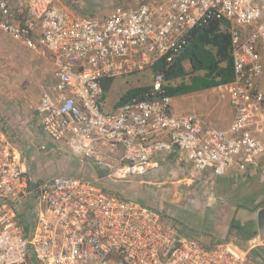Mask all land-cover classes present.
I'll use <instances>...</instances> for the list:
<instances>
[{
  "label": "built area",
  "instance_id": "obj_1",
  "mask_svg": "<svg viewBox=\"0 0 264 264\" xmlns=\"http://www.w3.org/2000/svg\"><path fill=\"white\" fill-rule=\"evenodd\" d=\"M212 20L231 26L235 80L218 87L235 111L229 128L174 113L162 76L151 90L103 111L104 80L173 62L191 32ZM0 30L53 60L55 92L43 94L36 110L44 134L104 172L102 179L35 181L0 119V264H249L256 245L207 249L98 182L129 183L148 173L154 155L174 150L186 154L196 174L261 166L264 0H148L116 7L103 20L55 0H0ZM23 203L36 216L26 225Z\"/></svg>",
  "mask_w": 264,
  "mask_h": 264
},
{
  "label": "crops",
  "instance_id": "obj_2",
  "mask_svg": "<svg viewBox=\"0 0 264 264\" xmlns=\"http://www.w3.org/2000/svg\"><path fill=\"white\" fill-rule=\"evenodd\" d=\"M80 1L85 0H67V2L55 0V4L58 7L69 10L79 16H89L103 20L110 14L105 15L98 9L96 11H89ZM147 1L148 0H144L141 3H145ZM136 6L137 3L134 4V7ZM186 63H188L191 68L190 62ZM22 64L24 66H26V64L35 66L32 71L34 72V77L38 78V81H35V85L33 83L34 87H32V89L34 91L35 88H39V92L35 95H28L27 88L25 92L23 90L26 84L22 82V78H19L24 75L23 70H25V68ZM53 70L54 63L51 56L42 55L38 51L25 47L21 42L13 39L10 35L0 30V74L6 75L7 77L5 78H13V72H18L19 76L18 77L16 75L17 78L15 80L18 88L17 92L14 89L12 92L11 90H9L10 92L8 90H4L3 92L0 91V106L3 102L6 103L12 101L14 95L19 94L20 99H18L19 102L16 103L21 105L23 104V101L28 103L30 100H27V97L36 96V100L33 105L35 108L38 107L42 95L50 93L47 91L50 88H43L42 85L50 83L49 86H51L55 81ZM5 78L0 76V80H5ZM7 81L9 80H6L5 82L7 83ZM20 83L22 84L20 85ZM175 98L177 99L175 100ZM14 102L15 101L12 103L14 104ZM3 108L6 107L4 106ZM171 109L177 114L197 115L206 123H209L218 129L229 128L235 116V111L231 106L228 96L220 91L218 87L174 97L172 98ZM0 110L2 111V109ZM114 110L115 109L113 108V111ZM4 111H6V109ZM38 126L41 129L40 124H38ZM12 127V134H16L17 138H19L18 134H20L21 138L26 137L25 130L22 129L23 126L18 125L17 127ZM28 131L29 130L27 129V132ZM41 134L42 138L43 136H46L42 129ZM261 135L264 137V131L261 132ZM51 143H53V145H48L46 152L42 151V154L46 155L44 158V165L45 167H48L47 169H45V167L42 169L40 163L37 164L34 162V158L28 159L31 161L32 165L36 166V168L41 167L40 169L42 170L40 171H42L44 178H53L60 175L82 179H102L104 177L103 170H101L93 162L85 161L79 156H73L64 144H57L53 141ZM16 151L18 152V149ZM52 153H54L59 159L53 160L51 157ZM50 158L52 160H50ZM212 176L213 175L209 172L206 174H196L192 170L186 154L178 150H174L154 155L152 161H150V169L144 176L132 178L129 183H113L110 180L103 179L98 182V186L100 189L106 190L105 192L110 195H113L112 191L118 192L119 198L133 202H135L134 200H138L137 203L139 205L153 210L154 206L151 204V198L154 195V187L158 188L171 184L178 186L180 183H189V186L193 184L196 185L198 183L200 184L199 186L202 187L212 179V182L210 181V183L213 196L210 200L213 202L210 203L214 204H210L209 208L208 206H204V210H206L204 212L203 221H205L204 224H202V229L208 230L210 231V234H212V237L214 238L212 241H215V244L227 243L226 239L222 238L219 226H222L223 224H227L229 226L226 232V236H228L230 226L234 219L242 220V225L244 227H247L248 221H251L250 226L253 231H256L254 222H256L257 213L255 208L260 203L264 204V161L261 162V166L259 168H248V170L243 174L238 173L233 169L227 171L224 176H219L217 178H212ZM127 184L130 185L128 188L126 187ZM132 185H134V188L136 189H138L136 186L140 187V191H142V198L134 192ZM143 186L144 188H142ZM251 188H253V190H251ZM246 193H251V195H253L246 196ZM149 194L151 197L148 196ZM230 194H235L233 199L234 203H230L231 201L229 202V198L233 197ZM147 199L149 201H147ZM199 199H203V201L200 200L201 202L206 200L205 196H200ZM247 214L250 215V218H244ZM253 240L255 241L253 244L256 245L257 248L263 246V242L258 241L256 238L252 239L249 244H251ZM233 241L234 240H231L229 243H233Z\"/></svg>",
  "mask_w": 264,
  "mask_h": 264
},
{
  "label": "rangeland",
  "instance_id": "obj_3",
  "mask_svg": "<svg viewBox=\"0 0 264 264\" xmlns=\"http://www.w3.org/2000/svg\"><path fill=\"white\" fill-rule=\"evenodd\" d=\"M62 1L67 2V0H62ZM143 1L144 0L142 1L141 0H85L80 2L83 3V5H85V8L89 11L91 10L96 11L98 9L100 12L107 15L111 13L116 6L129 8V7H134L135 3L138 4ZM22 66L24 65L22 64ZM34 67L35 66L31 64H26V66H24L25 70H23L24 75L20 77L18 76V72H13V78L10 77L5 78L7 77L6 75L0 74L1 77L5 78V80H0V91L3 92L4 90H8V91L11 90L12 92V90L14 89L17 92L18 88H17V84L15 83V80L17 78L16 75H17L19 78H22V82L26 84L25 87L23 88L24 92L27 88L28 95H35L36 93H38L39 88H35L34 91L32 89V87H34L35 85V81H38V78L34 77V72L32 71ZM186 68L189 70L191 69L188 63H186ZM6 80L9 81H7L6 83L5 82ZM21 84L22 83H20V85ZM153 84H154V77L152 76L149 70L116 78L113 81L111 85V89L109 93H107L106 98L103 99L102 101L103 111L105 113L112 112L115 105L129 90L137 87L151 86ZM49 85L50 83H47V84H43L42 86L43 88L44 87L50 88L47 91L53 94L55 92V86H56L55 81L51 86ZM18 99H20L19 94L14 95L12 101L6 103L3 102L1 104L0 109H2V111L0 110V119L2 120V124L5 125L6 127L5 129L7 135L12 140V144L14 145V147L18 149V152L20 153L22 160L25 161L27 170L29 172V175L32 177V179H34L35 181H42L43 179H49L51 177L44 178L42 171H40L45 167L44 158L46 157V155L42 154V151L46 152L48 145L52 146L53 143H51L52 141L47 136H43L44 139L42 138L41 129L38 126L39 121L37 119V114H36L37 107L35 108L33 105L34 101L36 100V96L27 97L26 99L30 100V102L27 103L23 101L22 105L16 103L19 102ZM176 99L177 98H175V100ZM13 101H15L14 104L12 103ZM4 106L6 108H3ZM5 109L6 111H4ZM18 125L23 126L22 129L25 130L26 137L21 138L20 134H18L19 138H17L16 134H12L13 133L12 126L17 127ZM27 129L29 130L28 132ZM116 156H122V151L119 152ZM51 157L53 158V160L59 159L55 156L54 153H52ZM29 158H34V162H36L37 164L40 163L42 169H40L41 167H38L39 168L38 169L36 168L35 165H32L31 161L28 160ZM50 160L52 159L50 158ZM47 168L48 167L46 166L45 169ZM212 178H217V177L212 176ZM210 181L212 182V179L209 180L208 183L204 184L202 187L199 186L200 184L198 183L196 185L193 184L191 186L188 185L189 183H180L178 186L171 184L168 186H161L158 188L154 187L155 188L153 190L154 195L151 198V204L152 206H154L153 210L161 216L162 223L165 226L172 228L179 235L180 233L177 229L178 223L180 222L183 223L184 224L183 227H187V230L189 228L200 233L197 239H198V243L201 246H203L202 244L210 245L212 242H214L212 244L215 245V241H212L214 239L212 237V234H210V232H208L207 230L202 229L203 227L202 224H204L205 221V220L203 221L204 212L206 210V209L204 210V208L206 206H208L209 208L210 204H214V203H210L213 202L210 200L213 196L212 195L213 191L211 188ZM129 186L130 185L127 184L126 187L128 188ZM136 187H138V189L134 188V185H132V189L134 190V192L140 198H142V191H140V187L139 186ZM142 188H144V186ZM251 190H253V188H251ZM103 191L105 192L106 190ZM251 193L249 194L246 193L247 195L246 194L245 195L252 196L253 194L251 195ZM112 194L115 195V197H118V192L112 191ZM232 194L230 195L233 197L229 198V202L231 201L230 203H234L233 199L235 194L234 195ZM148 196L151 197L150 194ZM200 196H205L206 200L204 202H201L203 201V199L202 200L199 199ZM134 201L137 203L138 200L137 201L134 200ZM147 201L149 200L147 199ZM20 205H21L20 209L22 212V217L20 218L22 223L26 225L28 221L31 222L32 220H34L36 216L33 212V208H30L29 210L26 203ZM244 218H250V215L247 214V216ZM175 219L178 220V222H173ZM239 222L241 224L243 223L242 220H239ZM250 225H251V221H248L247 227H249ZM228 228L229 226L227 224H223L222 226H219V231L222 234V238L225 239L228 238V236H226L227 235L226 232ZM257 231H258V235H256L255 237L258 241L263 242V246L258 247L257 249H252L251 251L249 250L252 248L253 243L252 245L249 243L242 244L239 242L237 244L236 241L237 238H235V236H231L230 238V240H234L233 241L234 245L242 248L244 251H249L248 254L249 264H264V227L257 228ZM185 239L190 240L188 238ZM190 241L196 242V240H190Z\"/></svg>",
  "mask_w": 264,
  "mask_h": 264
},
{
  "label": "trees",
  "instance_id": "obj_4",
  "mask_svg": "<svg viewBox=\"0 0 264 264\" xmlns=\"http://www.w3.org/2000/svg\"><path fill=\"white\" fill-rule=\"evenodd\" d=\"M186 62H190V70L186 68ZM149 71L154 79L157 76H162L166 94L171 98L234 82L235 70L230 24L226 21L212 20L208 24L194 29L187 45L174 58L173 62L169 63L165 59H161ZM113 81L114 79L103 81L104 99L109 93ZM152 86L129 90L114 109L151 90ZM255 211L257 213L256 222H254L256 231L251 230V226L244 227L239 220L234 219L229 229L228 238H226L227 243L231 241V236L237 238V244L238 242L246 244L256 238L257 228L264 227V204H258ZM173 222L178 221L174 220ZM183 226V223H178L179 236L196 240L198 243L197 237L200 233L189 228L187 230V227ZM202 245L207 249L214 246V244Z\"/></svg>",
  "mask_w": 264,
  "mask_h": 264
}]
</instances>
